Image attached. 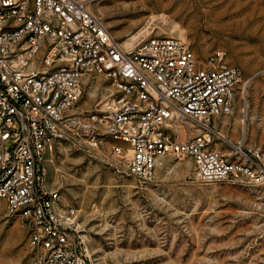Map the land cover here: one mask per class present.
<instances>
[{
  "label": "built area",
  "instance_id": "built-area-1",
  "mask_svg": "<svg viewBox=\"0 0 264 264\" xmlns=\"http://www.w3.org/2000/svg\"><path fill=\"white\" fill-rule=\"evenodd\" d=\"M88 72L113 88L85 115L77 107ZM241 80L222 50L200 62L176 36L126 46L91 0H0V198L26 232L29 264H94L78 209L46 181L58 142L109 140L140 181L171 156L191 158L202 181L264 184V150L211 147V121L232 112ZM180 117L207 131L179 139Z\"/></svg>",
  "mask_w": 264,
  "mask_h": 264
},
{
  "label": "rangeland",
  "instance_id": "rangeland-1",
  "mask_svg": "<svg viewBox=\"0 0 264 264\" xmlns=\"http://www.w3.org/2000/svg\"><path fill=\"white\" fill-rule=\"evenodd\" d=\"M162 3L167 9L153 8L154 0H91V9L120 41L139 32L137 40L176 36L200 62L222 50L242 80L232 112L211 121V147L264 150V0ZM112 84L85 74L77 111L96 112ZM172 131L188 140L207 130L180 117ZM89 141L58 142L45 168L61 205L78 209L94 264H264V184L202 181L191 158L171 156L140 181L127 174L112 142ZM0 264H29L26 232L1 198Z\"/></svg>",
  "mask_w": 264,
  "mask_h": 264
},
{
  "label": "bare ground",
  "instance_id": "bare-ground-1",
  "mask_svg": "<svg viewBox=\"0 0 264 264\" xmlns=\"http://www.w3.org/2000/svg\"><path fill=\"white\" fill-rule=\"evenodd\" d=\"M141 1L144 2L145 0H141ZM166 7H167V5L164 4V3H162V0H154V7L153 8H158V9L164 10V9H167ZM219 16H220V12H217V14L215 16L217 22L220 20L219 19ZM162 18H164V16H162ZM143 33H145V32H139L136 35H133L131 38H128V39L123 40L124 44L126 46L132 45L139 38V36L141 34H143Z\"/></svg>",
  "mask_w": 264,
  "mask_h": 264
}]
</instances>
